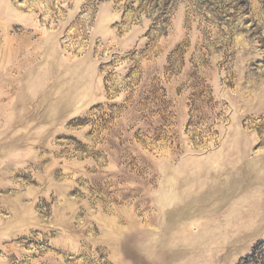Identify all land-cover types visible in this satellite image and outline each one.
<instances>
[{"label":"rangeland","instance_id":"1","mask_svg":"<svg viewBox=\"0 0 264 264\" xmlns=\"http://www.w3.org/2000/svg\"><path fill=\"white\" fill-rule=\"evenodd\" d=\"M0 264H264V0H0Z\"/></svg>","mask_w":264,"mask_h":264}]
</instances>
